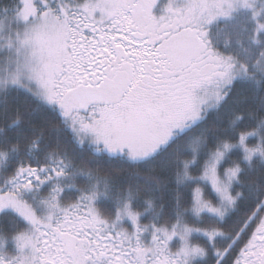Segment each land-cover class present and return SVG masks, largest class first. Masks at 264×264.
<instances>
[{"label":"snow or ice","instance_id":"snow-or-ice-1","mask_svg":"<svg viewBox=\"0 0 264 264\" xmlns=\"http://www.w3.org/2000/svg\"><path fill=\"white\" fill-rule=\"evenodd\" d=\"M0 123V264H264V0H0Z\"/></svg>","mask_w":264,"mask_h":264},{"label":"trees","instance_id":"trees-1","mask_svg":"<svg viewBox=\"0 0 264 264\" xmlns=\"http://www.w3.org/2000/svg\"><path fill=\"white\" fill-rule=\"evenodd\" d=\"M19 102L24 104V106L26 108H28L29 110L33 111V115H32V121L34 124H36L37 126H40L45 134L49 137H55L56 133L53 131V126L48 124V120L50 119V117H48L45 113H43L42 111H40L39 109H37L36 105L33 104L30 100L27 99V97H20L19 98ZM3 124L0 123V127H2ZM101 167L104 168H109V167H113V168H118L119 165L116 164L115 162H112L111 164L109 163H103L101 164ZM120 176H124L126 173L125 172H120L118 173ZM253 179H255V177H253Z\"/></svg>","mask_w":264,"mask_h":264}]
</instances>
